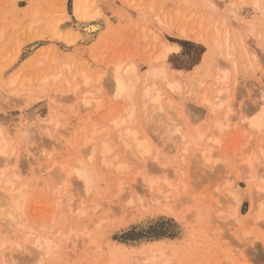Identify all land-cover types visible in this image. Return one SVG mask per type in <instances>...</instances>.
Here are the masks:
<instances>
[{
  "label": "rangeland",
  "instance_id": "rangeland-1",
  "mask_svg": "<svg viewBox=\"0 0 264 264\" xmlns=\"http://www.w3.org/2000/svg\"><path fill=\"white\" fill-rule=\"evenodd\" d=\"M76 1L0 0V127L16 132L7 140L20 154L18 168L0 172L20 171L28 193L19 245L3 231L10 263L264 264V129L251 124L264 112V0L262 9L251 0H81L84 17ZM86 21L100 26L91 38ZM63 22L72 27L53 35ZM184 27L203 39L181 36ZM165 42L179 46L167 60L185 87L158 81L160 122L150 109L155 121L144 120L137 105L151 149L138 159L112 122L127 111L113 71L134 65L144 79ZM83 74L101 80L86 84ZM23 127L32 136L27 148ZM54 137L69 145L52 154ZM93 137L95 145L86 142ZM102 140L114 157L109 166ZM79 160L90 189L65 175ZM40 232L57 233V252L42 262L32 243ZM152 252L158 256L147 260Z\"/></svg>",
  "mask_w": 264,
  "mask_h": 264
},
{
  "label": "bare ground",
  "instance_id": "bare-ground-1",
  "mask_svg": "<svg viewBox=\"0 0 264 264\" xmlns=\"http://www.w3.org/2000/svg\"><path fill=\"white\" fill-rule=\"evenodd\" d=\"M251 1L254 5L258 6V8L262 9V7L259 5L260 0H251ZM87 8L88 6L84 7L81 0H77L75 2L74 11L79 16L84 17L86 14L83 12L87 10ZM66 24H64L63 22L62 24L57 25L54 29L53 35L59 37L61 36L57 31L59 26L62 27L64 25L65 28L72 27L71 25L69 24L66 25ZM83 26L85 28V34H86L85 37H90L92 35V32L100 27L99 24L94 21H90V22L86 21L85 23H83ZM179 33L181 34V36L187 38L194 37L196 39L197 38L201 40L203 39L201 33L194 34L193 31L187 30L186 27L181 28ZM217 41L218 38L215 39L214 43L216 44ZM178 48L179 46L176 45L175 43L165 42L163 44V47L159 55L156 56L155 63L153 64V66H151V68H148L146 77L144 79L140 78L141 76L140 73L138 72V68L134 65L129 66V68L125 70V73L121 72V65H118L113 71L116 95L126 100L127 104L125 103V105L127 106H125L124 109L127 111L126 114L114 117L112 122L115 125V127L119 128L117 129V133H118L117 138H119L122 141L123 150L127 154H131V156L138 157V159H143V160L146 159V155L150 153L151 149L148 145L147 138L143 137L144 135L141 134V131L139 130L136 124L137 105L140 104L143 107V113H141L142 107H140L141 110L139 108L138 114L144 116L143 117L144 120L145 119L148 120V118H150L148 117V114L152 113L149 112L148 109L152 110L154 112L153 115L157 117L155 115V112L157 110L162 111L163 109V103H162L163 89L159 85L158 81L160 80L161 83H163V81L166 82L172 90H182V88L185 87L184 82L182 87L180 81H178L176 78L171 77L170 65L167 60L170 52L177 50ZM227 55H231V53L228 51ZM135 75L138 76V81L133 80ZM82 78H83L82 81H84L86 84H92L93 81L99 83L101 80L100 78L93 80V78L90 75H85V74L82 75ZM220 79L223 80V78ZM223 90L224 88L217 89L219 93H221ZM204 100H206L209 104H211V106L215 105L210 98L208 99L204 98ZM55 101H56L55 97L51 98L50 105H53ZM84 103L89 104L91 103V100L85 99ZM157 115L160 116L162 115V113L161 114L159 113ZM157 118H158L157 120H159V117ZM160 118L162 117L160 116ZM150 119H152V121H155V118L153 120V116ZM155 122L156 123L160 122V120ZM251 124L259 130L264 129V112L255 119H253ZM150 126L152 127V129L155 128L151 124ZM163 126L161 128H163ZM167 126L169 128V125ZM168 128L164 129L163 132L165 133L168 130L174 131V129H168ZM20 129L22 131H20ZM20 129L18 131L22 132L25 138L24 148H27L28 147L27 144H29V142L32 139V136H30L31 133L29 135L28 127H23ZM15 134L16 132H14L12 128H8L7 130H4L2 127H0V167L2 165L8 166L7 164L9 165L13 164L17 168L19 166L18 161L20 159V154L18 147L11 148L9 146V141L7 140V135L9 137L13 136L12 138H14L16 136ZM86 142H91L92 145L96 144L94 137L87 139ZM49 144L53 146L52 154L61 148L62 149H64L65 147L67 148V146L69 145L68 141L65 140V138L63 137H54L51 141H49ZM100 145H101V153H102L101 163L105 164L106 166H109L114 161V157L112 158V156H110L109 154L111 149L110 144L106 140H102L100 142ZM53 158H54L53 159L54 162L48 164L45 169L48 176H51L54 173L53 168L56 165V159L58 157L54 155ZM49 162H51V160ZM122 166H123L122 163H118L115 167L120 169L122 168ZM63 168L64 167L62 166L61 169ZM15 171L16 170L8 173L4 169L2 172H0V264H11L10 256H13L11 255L10 251L6 252L3 248V246L10 243L9 240L5 238L3 231L6 230L7 232L11 233L12 235L11 237L16 239L19 236V229H20L19 227L24 226L23 220L26 212L25 202L28 193L25 189L26 184L20 183V178H21V175L19 173L20 171H16V172ZM73 174H76L78 177L82 178L86 188L90 189V187L93 184L92 182L94 180L88 169L83 164H81L80 160L78 164L76 162V165L69 164L68 169L65 171L66 177H69L70 175L72 176ZM164 198L168 199V197L166 196ZM238 200H240V198H238ZM167 202L168 200L164 201V199L163 200L157 199L156 201L157 204H167ZM70 205L71 203L69 204V206ZM237 210L238 209L234 211L236 214H238ZM1 226H5L6 228H2ZM56 235L57 233H53V234L46 233L43 235L42 232H40L39 234H36L34 236L32 243L34 245L33 250L35 251H33V253L35 252L34 254L41 259V262L44 260L45 256H46L45 258H49L47 257V255L52 256L53 253L57 252V250H55V247H53V243L56 241L55 240ZM16 244L19 245V241L17 239H16ZM8 254H10L9 257ZM157 256H158L157 253L152 252L148 254L146 258L147 260L154 261ZM38 261L40 262V260Z\"/></svg>",
  "mask_w": 264,
  "mask_h": 264
}]
</instances>
